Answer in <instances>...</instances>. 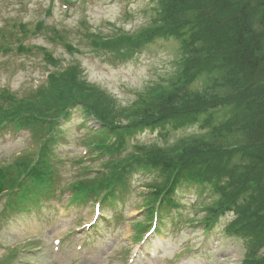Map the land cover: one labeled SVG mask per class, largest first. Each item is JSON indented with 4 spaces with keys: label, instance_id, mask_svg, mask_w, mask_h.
Masks as SVG:
<instances>
[{
    "label": "trees",
    "instance_id": "obj_1",
    "mask_svg": "<svg viewBox=\"0 0 264 264\" xmlns=\"http://www.w3.org/2000/svg\"><path fill=\"white\" fill-rule=\"evenodd\" d=\"M152 20L136 34L93 42L126 55L154 39L177 42L176 78L138 94L130 105L120 106L87 82L77 64L62 66L46 52L44 60L54 69L45 81L23 96L0 94V132L26 130L32 142L26 155L0 165V194L29 209L51 192L54 146L62 123L78 108L83 123L93 119L98 125L84 124L90 133L84 145L100 165L67 185L73 201L112 204L133 173L152 172L148 216L156 212L157 199L162 209H178V190L199 188L212 197L201 219L205 229L230 214L224 229L244 248L240 264H264V0H157ZM198 79L200 90L192 88ZM193 125L199 134L167 139ZM146 129H158L163 143L130 141Z\"/></svg>",
    "mask_w": 264,
    "mask_h": 264
},
{
    "label": "rangeland",
    "instance_id": "obj_2",
    "mask_svg": "<svg viewBox=\"0 0 264 264\" xmlns=\"http://www.w3.org/2000/svg\"><path fill=\"white\" fill-rule=\"evenodd\" d=\"M156 10L157 0H0V94L23 96L42 82L47 71L54 69L44 60L43 51L62 66L77 64L87 82L122 107L132 104L140 93L168 85L176 78L181 58L174 39H154L127 55L93 44L122 33H138L151 24ZM39 22L41 28L29 35L16 28L23 24L28 31L34 30ZM18 44L32 49L18 53L14 50ZM202 80L192 83V88L200 90ZM82 122L76 108L62 124L54 146L58 159L55 189L67 188L84 170L100 165L84 146L90 133ZM195 131H199L197 126L178 129L167 139L184 138ZM135 140L163 143L157 129L138 132L130 139ZM31 147L26 131L0 135V165ZM154 178L152 172H135L127 179L122 197L112 206H103L99 214L93 203H67L68 192L61 190L55 200L29 213L9 210L10 201L0 198V264H240L244 248L224 231L230 215L219 216L205 232L200 219L212 197L196 187L180 188L176 194L179 212L163 210L161 218L166 222L157 223L160 233L140 240L147 228L139 233L135 224L146 218L144 195ZM263 254L261 248L259 255Z\"/></svg>",
    "mask_w": 264,
    "mask_h": 264
}]
</instances>
